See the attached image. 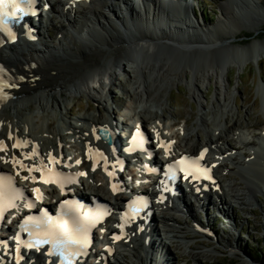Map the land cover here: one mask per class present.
I'll use <instances>...</instances> for the list:
<instances>
[{
	"label": "bare ground",
	"instance_id": "obj_1",
	"mask_svg": "<svg viewBox=\"0 0 264 264\" xmlns=\"http://www.w3.org/2000/svg\"><path fill=\"white\" fill-rule=\"evenodd\" d=\"M116 1L90 0L88 3L87 0H72L69 4L68 1L63 5L66 14H62L65 21L66 19L69 21L68 26L65 27L64 24L59 26L64 38L51 45L38 47L34 45L35 43L27 42L26 38H22V42L19 44H0V60L11 69L14 77L10 82L11 87L5 86L0 90V140L10 142L7 150L0 151V163L6 160L4 166L20 171L22 180L31 187L34 185L32 179L36 177L42 164H54L62 159L75 168L88 169L87 178H83L81 182L83 189H91L105 197L112 198L107 186L108 177L105 170L116 169L117 165L114 164L113 159L115 155H118V150L114 147L111 149L107 145L103 146V142L96 141L92 134L100 125L113 126L115 118L110 113L108 103L109 100H112L113 86L118 81V70L123 71L124 75L128 76V84L123 86L131 96V108H140L139 111L136 109L133 112L131 109L127 112L129 116L134 115L131 122L146 124V122L155 121L158 127L154 129L152 137L177 138L178 143L174 147L177 150L172 149V154L177 151L196 152L201 146H209L210 153L221 155L225 151L220 147V144H229L232 125L228 127L227 122L221 123L222 121H220L219 123L222 125L214 123L212 124L214 126H211L210 123L214 121L210 122L206 111L201 114L200 118L203 120V125L211 132L204 141L200 138L194 140V136L199 135L201 125H194L189 128V121L186 120L187 125L178 127V130L174 131L165 124L169 117H165L162 111L156 110L155 114L151 113L152 104L157 103L156 106L161 108L165 104L163 95L165 83L170 84V81H174L172 82L174 84L176 80L188 77L191 73L192 78L189 85H191V89L193 88L194 96L201 99L204 97L206 84L210 83L211 78L216 76L217 103L219 105L215 106L222 108L217 115L223 119L226 110H229L231 95L221 73L224 66L222 61L227 58V54L222 51L216 52L215 48L224 40H228L237 34L234 29L240 28L241 25L235 23L233 18L254 11L253 6H259L258 1L247 0L245 3L244 0H238L239 2L235 5L229 3L224 4L225 6L222 5L221 16L214 26H208L207 23H203V21H199L190 15L186 9L189 6H185L188 5V0H182L184 3L181 1L177 5L165 0L166 4L153 2L149 6L142 1L140 4H135L136 2L129 3L128 0H118L121 2L120 4L124 5L125 12L124 10L123 12L119 11ZM143 1L147 2V0ZM67 16H70L71 19ZM260 17L263 18V16ZM255 25L257 24L252 25V27ZM84 29L86 32L83 31ZM128 31L135 33V35L131 37L124 34ZM39 34L40 38L44 36L40 30ZM210 44L213 47H209ZM256 45H249L237 51L238 55L241 56L240 59L244 61L255 59L259 64L260 56L264 54V47L260 53L256 52ZM186 60L202 62L203 68L193 74L194 72L188 68V65L181 66ZM179 69H181L180 72ZM80 90L104 107L110 116L103 118L101 113L99 115L88 114L80 116V120L87 124L70 123L69 129L79 137L82 146L77 150V153L72 154L73 149L69 154L63 143L67 134L62 130L58 132L54 129V122L48 121L46 123V119H51V115H58L64 121L66 116L64 110L68 113L71 108L68 97L72 94L75 95ZM8 94L16 95L15 100L17 99V101L4 98ZM32 100L38 101L41 114H34L30 104ZM26 103L29 104L27 107L21 106ZM206 108L205 101H202V109L206 110ZM230 112L232 113L233 110L230 109L229 114ZM233 124L236 125V122ZM220 127L222 128L220 129ZM237 127L234 126L233 129ZM238 135L240 138L243 134ZM240 139L243 143L248 144L246 138L241 137ZM17 142L19 147H14ZM262 142L261 147L264 149V140ZM99 151H103L102 160L99 167L93 171L91 160L88 158ZM263 153V150L253 151V154L258 156ZM14 161H20L24 167L14 163ZM77 161L81 162L77 163ZM212 162L215 163L216 172L220 173L224 169V164L219 159H212ZM251 168L253 166L249 167V169ZM240 172L238 175L243 177ZM243 174L246 175L247 173ZM24 177H28V179ZM89 179H92L93 183L88 185L86 182ZM218 183H221V186L218 191L214 190V193L217 194L216 198L219 197L221 203V197L226 194L232 195L237 200L243 199L242 195L247 192H245L247 189L243 191L237 189L240 184H243V180L237 182L234 178H230L229 182L225 184L219 179ZM46 189L48 193H56L53 187ZM195 195L192 193V196ZM114 197L121 202L125 198V193L116 194ZM203 198L205 200L204 206L207 200L209 203L212 202V197L208 192L204 193ZM185 204L186 208L188 207L187 210L194 213L196 210L194 204ZM190 205H192L191 208H189ZM166 206L165 208L163 205H155L154 207L157 210L154 220L162 223V228L159 225V227H152L150 231L145 230L144 233L137 231L136 227L130 229L128 239L133 238L142 248L147 246V251L134 248L133 256L137 259L136 264H172V259L170 261L169 258L175 251L173 248L176 245L175 238L180 240L186 238L179 235L178 233L182 232L174 228L175 225L173 224L178 223V218L169 210L174 209V206L170 203H167ZM204 206L203 209H205ZM222 208L226 210L223 204ZM227 211H230V208ZM112 223L114 220L111 221ZM171 227L178 233L175 234L174 232L175 235L171 233L173 236H170ZM157 234L162 235L160 242ZM149 236L150 242L147 241ZM105 241L107 244L114 243L109 236L106 237ZM121 250L117 246V253L115 254L117 261H122L120 258H124L127 254V249ZM216 251L218 250L215 249L211 252L200 250L196 251L195 255L200 258L202 255H213ZM166 253L169 257L165 259L167 261L164 260ZM154 254L155 257H153ZM96 255L103 257L104 253L97 252ZM8 261L9 264H23L15 263L14 258L8 257ZM26 263L28 262L24 264ZM36 264H47L46 258L41 254L37 255Z\"/></svg>",
	"mask_w": 264,
	"mask_h": 264
},
{
	"label": "rangeland",
	"instance_id": "obj_2",
	"mask_svg": "<svg viewBox=\"0 0 264 264\" xmlns=\"http://www.w3.org/2000/svg\"><path fill=\"white\" fill-rule=\"evenodd\" d=\"M128 1L132 3L133 0ZM141 1L147 6L151 5L143 0H138L135 4H140ZM193 1L192 5L196 12L190 7L186 9H188L190 15L194 18L196 17L199 21H203V23H207L208 26H214L218 23L221 16L222 5L225 6L227 3L235 5L239 2L238 0ZM256 1H258L259 6H253L254 11L248 12L244 16L239 15L233 18L235 23L241 25L238 29L233 28L237 34L228 40H222V44L220 43L217 48H215L216 52L222 51L227 54V58L222 61L224 66L221 73L225 83L228 85L229 93H231L228 108L229 110H233L232 113L230 112L229 114V110H226L223 119L220 115H217L222 110V108L215 106L219 105V103H217V77H212L211 82L206 84L204 97L197 99L193 94V88L191 89V85H189L192 73L189 74L188 77L176 80L174 84L172 83L174 81H170V84L165 83L163 87L165 89L163 92L165 104L161 107L162 109L156 106L157 103L152 104L153 109L151 108V113L155 114L157 111H162L165 117H169L167 122L169 121L168 124H171L173 129L175 128L174 130H177L180 125H185L186 120L189 121V128L194 125H201L199 135H195L194 140L200 138L204 141L211 132L210 129L203 125V120L200 118L204 111L208 113L210 122L214 121L210 123L211 126H214L212 125L214 123L221 124L224 122L228 123V127L232 125V127H230L232 131L229 136V144H220V147L225 151V158L223 160L224 169L220 172L221 174H219V176L225 184L229 182L230 178H234L237 182L243 180V184H240L237 189L241 191L247 189L245 190V192L247 191L246 194L242 195L244 198H239L237 199L238 201L233 198L232 195L229 196L226 194L221 197L222 203L219 201L220 199H217L219 197H215L212 199V202L206 203L204 206L205 209L199 204L196 210H194L196 214L193 212H183L181 209L177 208L172 209L171 212L178 218V223L173 224L175 225L174 228L182 233L175 232L173 227H171V232L169 234L173 236L178 233L186 237L184 240L175 238L176 245L173 247L175 251L172 252L170 258L166 253L164 260L168 257L170 261L172 259V264H264L262 261L264 260V155L258 156L253 154L254 150L264 151L261 147L263 144L262 140H264V54L260 56L258 64L255 59L246 61L241 60V56H239L237 52L243 47L257 44L255 50L261 53V49L264 47V0ZM116 2L119 11L123 12L124 5L120 4L121 2L118 0ZM244 2L247 3V0H244ZM189 5H191L190 1L188 5L185 6ZM58 6L59 4H57V7ZM126 15L130 16L129 14ZM260 16H263V18L261 19ZM63 23V20L55 16V18L51 20L49 26L42 28L44 38L40 39V41L34 45L38 47L51 45L60 39L59 37L62 35L59 26ZM254 24L257 25L252 27ZM64 26L67 27L68 25L64 24ZM83 31H85V29ZM124 34L131 37L135 35V33L131 31H128V33L124 32ZM187 46L189 47V45ZM208 46L210 47L212 45L210 44ZM141 57H143V54H141ZM185 65H188V68L194 72L193 74L203 68L202 62L196 60H186L181 66ZM180 71L181 69H179V72ZM117 75L118 81L116 85L113 86L112 100H109L108 107L112 110V115H114V117L118 119H130L127 112L130 109H133V112L136 109V111H138L140 108H131V96L124 87L128 84V76L126 74L124 75L123 71L120 70H118ZM30 96L32 97V95ZM15 101H17V99ZM68 101L71 108L68 113L64 110V114H66V119L64 118V121H62L61 116L58 117V115H51V119H46V123L48 121L54 122V129L58 132L59 130L64 132L67 131L65 128L68 127V122L75 124L83 123L84 121L79 120V116L88 114L99 115V113L106 118L109 116V112L104 107L91 99L89 95L82 90L77 91L75 95H70ZM202 101H205L206 110L202 109ZM30 104L34 110V114H41L37 100H32ZM28 105L29 104L26 103L21 106L27 107ZM148 114L150 115V113ZM220 121L222 122L219 123ZM234 122H236V125L233 124ZM146 125L152 129V124L149 123ZM234 126L238 127L233 129ZM221 128L222 127H220V129ZM68 134L69 137L67 138L66 147H68L70 152H72L73 149V152H75L76 149L71 148V144H74L71 140H78L77 135L70 131ZM238 134H243L242 138H246L248 144L243 143ZM46 136H48V133H46ZM189 143L192 142L189 141ZM26 144H28V142H26ZM231 146H235L234 150ZM251 156H254L251 158L253 161L251 163H246ZM251 166H253V168L249 169ZM239 172L243 177L238 175ZM243 173L247 174L244 175ZM222 204L225 206L226 210L222 208ZM228 208H230V211H227ZM198 220H202L204 223L208 222V227L212 228L216 237L208 238V236L196 233L192 222ZM160 227L162 228V226ZM171 233H173V235H171ZM133 243H135V245L129 243V249L127 245L120 246L122 250L127 248L126 252L128 253L124 258H120L122 261H117V264H136L137 259L133 256L135 252L134 248H140L139 250L142 248L138 242L133 241ZM214 248L218 251L213 255H205L207 257L202 255L200 258L195 255L196 251L204 250L211 252L215 250ZM153 257H155V254Z\"/></svg>",
	"mask_w": 264,
	"mask_h": 264
},
{
	"label": "snow or ice",
	"instance_id": "obj_3",
	"mask_svg": "<svg viewBox=\"0 0 264 264\" xmlns=\"http://www.w3.org/2000/svg\"><path fill=\"white\" fill-rule=\"evenodd\" d=\"M23 2V0H22ZM31 0H28V3L30 4ZM13 6L17 9V11H23V8L20 7L19 4H17L15 2V0H13ZM5 7V0H0V24L4 23V17L5 16H15V13H7L4 12L3 9ZM5 31H8L9 36L11 37V39L15 40V34L12 33L10 31V29H7L5 27L4 29ZM11 87V85H4L2 83H0V90L3 89V87ZM158 135V134H157ZM14 147H19V145H14ZM5 148L3 142H0V150H3ZM205 152L207 151V149L204 150ZM204 155V153H201V157ZM81 161H77V163H80ZM14 163H18L21 164V167H24V165L20 162V161H14ZM177 163L179 164H183L184 161H178ZM171 167V165L169 166ZM29 171H32V169H29ZM86 173H79V175H85ZM187 174V173H186ZM109 175H112V173L109 172ZM25 179H28V177H24ZM195 178V176L193 177ZM209 179L211 177H208ZM33 179H35V177H33ZM45 182H49V181H45ZM70 182V181H69ZM61 188H63V182H61L60 184ZM112 189L115 192L117 190L116 185H112ZM34 191L37 193V199L40 198V190L34 189ZM68 201H65V204H68ZM29 207H32V204L29 203L28 205ZM29 220L32 219V217H28ZM72 233H76L77 235H79L81 238L80 239H65L64 237H68L70 236ZM46 235H50L52 237H54L53 240L49 241V240H42V243H47V242H52L54 245H63L65 243H75V244H85L87 242V230H86V225L84 222L80 221L79 219H77L74 224L70 227L69 224L67 222H64L63 224H58L55 225L53 230L50 233H47ZM116 239H119V237H115Z\"/></svg>",
	"mask_w": 264,
	"mask_h": 264
},
{
	"label": "trees",
	"instance_id": "obj_4",
	"mask_svg": "<svg viewBox=\"0 0 264 264\" xmlns=\"http://www.w3.org/2000/svg\"><path fill=\"white\" fill-rule=\"evenodd\" d=\"M264 262V260H262Z\"/></svg>",
	"mask_w": 264,
	"mask_h": 264
}]
</instances>
